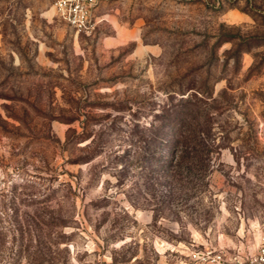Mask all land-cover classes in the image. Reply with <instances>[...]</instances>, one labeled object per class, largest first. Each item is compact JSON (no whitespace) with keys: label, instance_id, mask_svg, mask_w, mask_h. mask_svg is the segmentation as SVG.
<instances>
[{"label":"rangeland","instance_id":"obj_1","mask_svg":"<svg viewBox=\"0 0 264 264\" xmlns=\"http://www.w3.org/2000/svg\"><path fill=\"white\" fill-rule=\"evenodd\" d=\"M0 0V264H192L264 230V0ZM200 128V153H166ZM164 128V130H160Z\"/></svg>","mask_w":264,"mask_h":264},{"label":"built area","instance_id":"obj_2","mask_svg":"<svg viewBox=\"0 0 264 264\" xmlns=\"http://www.w3.org/2000/svg\"><path fill=\"white\" fill-rule=\"evenodd\" d=\"M101 0H52V8L77 32L90 33L99 23L95 13ZM192 264H264V230L260 232L256 250L249 252L229 251L224 248L193 249L190 254Z\"/></svg>","mask_w":264,"mask_h":264},{"label":"trees","instance_id":"obj_3","mask_svg":"<svg viewBox=\"0 0 264 264\" xmlns=\"http://www.w3.org/2000/svg\"><path fill=\"white\" fill-rule=\"evenodd\" d=\"M186 116H183V122L179 125H174L168 130V134L172 136V138L168 139L166 153H181V158L184 160L188 155V144L191 139L194 140L193 143V151L195 153H200L202 151L201 149V142L200 139H198L200 128L196 126V124H193L189 126L187 122H184V118ZM164 130V128L160 129ZM190 139V140H189Z\"/></svg>","mask_w":264,"mask_h":264},{"label":"bare ground","instance_id":"obj_4","mask_svg":"<svg viewBox=\"0 0 264 264\" xmlns=\"http://www.w3.org/2000/svg\"><path fill=\"white\" fill-rule=\"evenodd\" d=\"M54 9V8H53Z\"/></svg>","mask_w":264,"mask_h":264}]
</instances>
